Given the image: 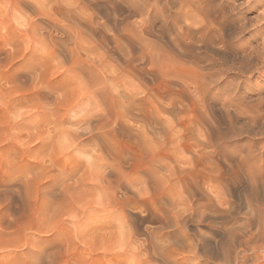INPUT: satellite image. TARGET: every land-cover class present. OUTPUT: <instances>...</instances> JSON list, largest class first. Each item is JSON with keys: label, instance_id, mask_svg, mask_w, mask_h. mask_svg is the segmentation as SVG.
Instances as JSON below:
<instances>
[{"label": "clouds", "instance_id": "clouds-1", "mask_svg": "<svg viewBox=\"0 0 264 264\" xmlns=\"http://www.w3.org/2000/svg\"><path fill=\"white\" fill-rule=\"evenodd\" d=\"M0 264H264V0H0Z\"/></svg>", "mask_w": 264, "mask_h": 264}]
</instances>
